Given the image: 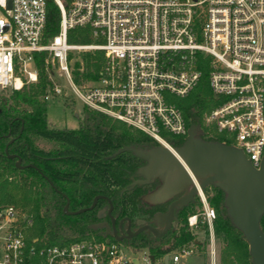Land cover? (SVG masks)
<instances>
[{
	"label": "built area",
	"instance_id": "2783aa9c",
	"mask_svg": "<svg viewBox=\"0 0 264 264\" xmlns=\"http://www.w3.org/2000/svg\"><path fill=\"white\" fill-rule=\"evenodd\" d=\"M54 2L59 29L44 41L46 0H0V92L36 82L34 54L47 51L52 77L60 81L46 89L45 102L73 97L173 149L162 132L187 136L175 98L198 83L201 53L210 57L212 92L223 96L204 115L205 136H214V125L254 167L264 165V0H70L67 9L62 0ZM76 26L91 27L101 43H69L67 30ZM92 48L105 53L98 78L78 84L70 53ZM198 195L201 210L187 224L197 226L200 215L212 239L215 210L203 191ZM21 219L27 216L17 207L0 204V264H178L181 255L193 252V245L181 246L155 256L107 237L31 244Z\"/></svg>",
	"mask_w": 264,
	"mask_h": 264
},
{
	"label": "trees",
	"instance_id": "16d2710c",
	"mask_svg": "<svg viewBox=\"0 0 264 264\" xmlns=\"http://www.w3.org/2000/svg\"><path fill=\"white\" fill-rule=\"evenodd\" d=\"M65 9L70 0H62ZM60 10L54 0H46V21L43 40L58 32ZM67 41L71 44H90L93 40L89 26H76L67 30ZM48 52L34 54L37 81L24 83L18 90L6 94L0 92V204H12L27 219H21L29 243L66 244L79 239H103L104 228L95 224L101 221L97 211L107 208L105 198H99L92 209L77 214H65L63 206L65 194L69 199V210L87 207L97 194L106 196L112 203V214L119 219L131 218L147 213L151 208L141 199L146 191L144 184L131 186L140 159L131 151L114 154L120 147L130 145L142 147L154 146L158 142L139 129L100 111L82 107L77 127L55 128L48 124L42 99L46 89L59 82L52 77V68ZM105 60L101 49L80 54V62L72 64V78L81 84L98 78L99 70ZM210 57L198 53L196 66L201 77L196 86L183 98H177L176 104L181 110L186 125H197L199 135L205 140H217L232 144L222 136H205L207 126L204 115L218 105L223 96L212 92L208 74ZM53 78V79H52ZM162 137L172 146H180L186 136H174L167 131ZM9 139H12L8 143ZM53 142V146L44 148L37 140ZM8 143V145H7ZM19 155L22 164H34L49 182L33 167L17 168L15 158L6 155ZM208 203L215 210L213 220L214 233L223 239L220 253L221 264H253L248 244L242 232L231 222L224 206L225 193L217 186L203 189ZM201 206L199 198L181 207L178 226L157 238L138 235L123 239L124 244L134 248H147L155 256L170 252L181 246H190L194 235L186 224L189 215L198 213ZM108 219V218H105ZM260 227L264 231V213L260 218ZM34 239L36 241L34 242Z\"/></svg>",
	"mask_w": 264,
	"mask_h": 264
},
{
	"label": "water",
	"instance_id": "95a60500",
	"mask_svg": "<svg viewBox=\"0 0 264 264\" xmlns=\"http://www.w3.org/2000/svg\"><path fill=\"white\" fill-rule=\"evenodd\" d=\"M11 141L12 139H9L8 143ZM7 145L6 155L16 159L14 164L17 168L33 167L42 174L34 164H22L19 155L9 154ZM173 149L175 153L158 142L149 148L125 145L114 153L131 151L134 156L146 161L136 171L143 178L133 181V184L148 183L155 176H159L163 181L159 189L144 196L146 201L154 203L180 194L170 202L165 213L155 214V226L143 224L132 230L130 218L116 219L112 214L111 201L102 194L95 195L89 206L77 210H69V199L63 194L65 197L63 212L81 213L92 209L99 198H105L108 207L97 211V218L101 221L95 225L104 228L106 241L110 238L118 241L130 239L141 230L158 237L171 226L175 209L188 204L194 195L199 194L205 187L214 185L225 193L224 206L227 214L232 224L246 239L252 263L264 264V231L260 227V218L264 213V165L254 167L244 152L235 145L201 138L197 125H191L184 142ZM43 177L54 187L45 175ZM137 223H142V220H137ZM166 260L165 256L164 261ZM134 262L136 263V260Z\"/></svg>",
	"mask_w": 264,
	"mask_h": 264
},
{
	"label": "rangeland",
	"instance_id": "374dc122",
	"mask_svg": "<svg viewBox=\"0 0 264 264\" xmlns=\"http://www.w3.org/2000/svg\"><path fill=\"white\" fill-rule=\"evenodd\" d=\"M92 38L93 40H97L93 36ZM93 43H95V41ZM93 50L95 49L93 48L92 49H82V50L71 52L70 53L71 64H73L75 61L80 62L81 53L86 52V51L91 52ZM48 60L50 61V55L48 56ZM50 65L53 70L54 66L51 64V61H50ZM62 84L64 85L66 84L65 80H62ZM11 91L12 90H9V89L6 90V94H10ZM82 107H83L82 103L78 101L77 99H74L73 97L72 98L71 97H65V98L59 97V98L50 99L49 101L46 102V108H45V115H46L48 124L51 127H55V128L77 127L79 124V120L81 118ZM209 130L212 132V135H214L213 137L215 138L220 136L221 134L217 132L214 125H210ZM221 137L233 143V140L227 133L224 132ZM37 143L38 145L44 148H49L53 146V142L44 140V139H38ZM205 196L207 198L212 196V192L209 191L208 194L205 193ZM200 210H201V206H198L197 212H200ZM201 219L202 218L199 215L197 226H194L192 228L189 227V230L194 235L195 240L199 242L198 245L195 247L194 246L192 247L193 248L192 253L181 255L178 264H212L211 250L215 253V264H221L220 263V253H221V248L224 244L223 239L214 233L213 221H212L213 236L211 239L210 233H209V227L206 223L201 222ZM186 224H187V220H186ZM120 242L124 244L122 240ZM142 264H145V263L142 262ZM154 264H161V263L160 261H157Z\"/></svg>",
	"mask_w": 264,
	"mask_h": 264
},
{
	"label": "flooded vegetation",
	"instance_id": "af4514ba",
	"mask_svg": "<svg viewBox=\"0 0 264 264\" xmlns=\"http://www.w3.org/2000/svg\"><path fill=\"white\" fill-rule=\"evenodd\" d=\"M145 147L149 148V147H152V146L144 145L141 148H145ZM145 163H146V161L140 159V163L137 166L136 171H137V169L140 166L144 165ZM142 178L143 177L141 175H139V174H137V172H135V176L133 177V180L131 182V186L132 185H135V184H144L145 186H147L146 191L141 195V199L151 208V210L149 212H147V213H143V214H141L139 216H135L133 218H131L129 216H123V217H129L130 218V220H131V229L132 230L138 228L139 226H141L143 224H148V225L155 226L156 225L155 220H154L155 214H157V213H165L167 211V209H168V206H169L170 202L180 196V194H176V195H173L171 197H167L165 199H161L159 201H156L154 203H150V202H148V201H146L144 199V196L147 195V194H149V193H151V192H154L157 189H159L163 185V181L159 178V176H155L154 178H151V181H149L148 183H139V182H136V183L133 184V181H135L137 179H142ZM197 198H199L198 193L194 195L193 199L189 203L196 201ZM179 209H175L174 210V219H172L171 226L162 235L156 237L152 233H147L146 230H141L135 236L144 234L147 237H149L150 239L155 240L157 238H160L161 236H163L167 232L174 230L178 226V224L180 222V216L177 214V212H178ZM137 220H142V223H137ZM198 243L199 242L194 239V242L191 245H193L195 247V246L198 245Z\"/></svg>",
	"mask_w": 264,
	"mask_h": 264
},
{
	"label": "bare ground",
	"instance_id": "6f19581e",
	"mask_svg": "<svg viewBox=\"0 0 264 264\" xmlns=\"http://www.w3.org/2000/svg\"><path fill=\"white\" fill-rule=\"evenodd\" d=\"M169 148V147H168ZM170 149V148H169ZM171 151H173L174 153H175V151H174V149H170Z\"/></svg>",
	"mask_w": 264,
	"mask_h": 264
}]
</instances>
